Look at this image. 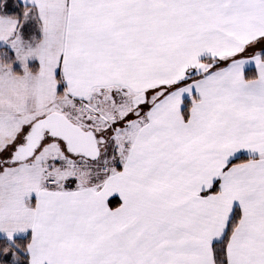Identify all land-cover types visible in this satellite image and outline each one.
I'll list each match as a JSON object with an SVG mask.
<instances>
[{
  "label": "snow or ice",
  "instance_id": "1",
  "mask_svg": "<svg viewBox=\"0 0 264 264\" xmlns=\"http://www.w3.org/2000/svg\"><path fill=\"white\" fill-rule=\"evenodd\" d=\"M0 264H264V0H0Z\"/></svg>",
  "mask_w": 264,
  "mask_h": 264
}]
</instances>
